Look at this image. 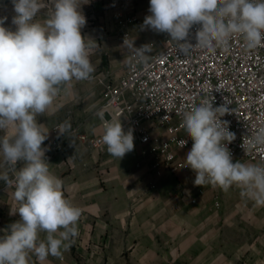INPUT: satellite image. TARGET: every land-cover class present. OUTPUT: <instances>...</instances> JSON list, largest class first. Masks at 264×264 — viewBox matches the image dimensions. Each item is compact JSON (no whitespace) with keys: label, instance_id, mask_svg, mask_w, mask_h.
<instances>
[{"label":"clouds","instance_id":"obj_1","mask_svg":"<svg viewBox=\"0 0 264 264\" xmlns=\"http://www.w3.org/2000/svg\"><path fill=\"white\" fill-rule=\"evenodd\" d=\"M82 3L88 0H53V11L41 23L35 17L45 7L44 0H12L16 30L5 28L0 20V132L14 129V135L0 137V164L14 169L24 162L14 180L0 174V180L14 185L18 207L11 214L20 217L0 237V264H29L30 253L44 264L50 255L61 257L78 235L81 209L65 196L63 181L49 170L41 147L48 131L36 117L47 112L73 80H90L95 71L90 60L94 45L81 35L86 24ZM149 12L144 26L169 34L182 55L196 49L226 50L234 36L241 37L248 50L264 44V0H150ZM194 25H200L195 45L188 39ZM123 43L137 63L146 64L151 57V45L136 48L126 39ZM230 111L227 104L213 107L205 99L182 113L180 126L193 141L187 166L196 173V186L211 185L224 192L235 186L244 198L264 206V163L233 162L227 147L236 137L228 121L220 118ZM96 115L103 122L101 142L120 160L134 149L132 132L126 133L120 120H105L104 109ZM56 129L60 135L72 130L68 121ZM261 146L264 127L249 138L246 149ZM41 232L46 233L44 240Z\"/></svg>","mask_w":264,"mask_h":264},{"label":"crops","instance_id":"obj_2","mask_svg":"<svg viewBox=\"0 0 264 264\" xmlns=\"http://www.w3.org/2000/svg\"><path fill=\"white\" fill-rule=\"evenodd\" d=\"M111 1L88 0L80 5L86 18L81 35L94 45L91 79L73 80L71 88L62 89L52 107L36 117L48 131L41 147L49 170L63 181L65 196L81 209L78 235L70 247L59 258L50 255L44 264H264V243L258 237L264 206L252 207L254 202L244 198L237 187L224 192L204 185L202 194L188 192L196 175L190 168L179 176L157 178L151 190L148 173L134 168L133 151L119 160L107 149L100 154L89 150L72 136L65 140L61 153L46 158L51 130L57 124L68 121L81 134H103L101 120L94 115L102 102L97 80L120 78L130 52L112 17ZM44 3L35 17L41 23L53 11V0ZM149 5L148 0H137L139 11L148 10ZM15 15L12 0H0V20L11 31L16 30ZM129 31L135 47L147 42L141 35L146 32L134 26ZM4 135H14V129L0 132V137ZM23 163L14 169L0 164V174L10 178L11 170L18 171ZM5 186L0 180V237L20 219L19 214H11L18 207L14 187ZM215 196L220 198L219 208L213 207ZM256 222L260 223L256 226ZM45 238L41 232L40 239ZM29 264H40L35 254H29Z\"/></svg>","mask_w":264,"mask_h":264},{"label":"built area","instance_id":"obj_3","mask_svg":"<svg viewBox=\"0 0 264 264\" xmlns=\"http://www.w3.org/2000/svg\"><path fill=\"white\" fill-rule=\"evenodd\" d=\"M149 4H150V0ZM112 17L122 33V41H130V27L141 32H155V41L136 46L151 45V57L145 63L129 52L125 73L118 79L98 78L102 87V102L94 111H105V120H120L124 131L132 132L136 159L134 168L144 169L151 178L149 188L156 187V179L164 175L179 176L188 171L186 155L192 147V139L180 126L182 113L202 100L212 101L213 107L227 104L232 110L221 117L235 133V139L227 144L233 162L264 163V146L246 149L247 141L260 127H264V44L248 50L239 36H234L225 50L217 48L208 53L196 49L187 55L178 52V45L170 41L167 33H158L143 22L151 13L137 10V0H112ZM150 8V5H149ZM200 25L190 30L189 42L196 44L195 33ZM158 45V50H154ZM97 116V115H96ZM55 125L49 139V153H61L65 140L72 136L89 150L100 154L107 149L101 142L102 135L81 134L77 126L60 135ZM103 127V122L101 121ZM187 141L182 146L183 141ZM245 149V150H244ZM129 153V152H128ZM11 170L9 181L14 180ZM5 187H14L6 184ZM202 194L204 186L194 182L188 192ZM195 203V199L191 200ZM213 207H220V198H213ZM259 239L264 243V222Z\"/></svg>","mask_w":264,"mask_h":264},{"label":"rangeland","instance_id":"obj_4","mask_svg":"<svg viewBox=\"0 0 264 264\" xmlns=\"http://www.w3.org/2000/svg\"><path fill=\"white\" fill-rule=\"evenodd\" d=\"M115 22H116V21H115ZM116 24H117V23H116ZM138 32H140L139 29H138ZM141 35L145 36L147 42H149V41H155V39L157 38V34H156L155 32H151V31H148V32H146V33H142ZM158 48H159V46L156 45L155 48H154V50H158ZM231 188H232L233 190H235L236 187H231ZM240 201H242V202L244 203L243 200H240ZM240 205H241V204H240ZM240 205H239V206H240ZM252 207H254V208H258V206H256L255 203L253 204ZM256 218L260 219L259 216H256ZM256 221H257V220H256ZM259 223H260V222H256L255 225H256V224L258 225ZM257 225H256V226H257Z\"/></svg>","mask_w":264,"mask_h":264}]
</instances>
